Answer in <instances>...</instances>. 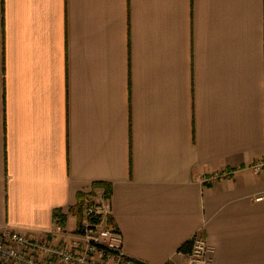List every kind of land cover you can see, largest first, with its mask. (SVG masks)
Wrapping results in <instances>:
<instances>
[{"label":"crops","instance_id":"1","mask_svg":"<svg viewBox=\"0 0 264 264\" xmlns=\"http://www.w3.org/2000/svg\"><path fill=\"white\" fill-rule=\"evenodd\" d=\"M259 160L264 0H0V227L107 188L136 259L264 264Z\"/></svg>","mask_w":264,"mask_h":264},{"label":"built area","instance_id":"2","mask_svg":"<svg viewBox=\"0 0 264 264\" xmlns=\"http://www.w3.org/2000/svg\"><path fill=\"white\" fill-rule=\"evenodd\" d=\"M264 160L253 164L255 171ZM264 199V193L255 195ZM110 195L96 187L83 201L77 228L69 230L60 214L53 229L34 235L8 225L0 227V264H152L126 253L122 233L112 223ZM186 252L190 264H210L209 243L201 230L191 238Z\"/></svg>","mask_w":264,"mask_h":264},{"label":"trees","instance_id":"3","mask_svg":"<svg viewBox=\"0 0 264 264\" xmlns=\"http://www.w3.org/2000/svg\"><path fill=\"white\" fill-rule=\"evenodd\" d=\"M105 191L107 192V194L110 192V190L107 188L105 189ZM83 197H84V193H79L78 201L74 207V211L76 214H78L79 217L81 216V209L84 201ZM63 218L65 219V216H63Z\"/></svg>","mask_w":264,"mask_h":264}]
</instances>
